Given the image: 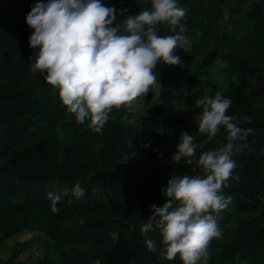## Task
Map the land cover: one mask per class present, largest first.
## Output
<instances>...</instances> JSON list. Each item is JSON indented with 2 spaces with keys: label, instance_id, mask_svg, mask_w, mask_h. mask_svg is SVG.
Wrapping results in <instances>:
<instances>
[{
  "label": "trees",
  "instance_id": "1",
  "mask_svg": "<svg viewBox=\"0 0 264 264\" xmlns=\"http://www.w3.org/2000/svg\"><path fill=\"white\" fill-rule=\"evenodd\" d=\"M38 2L47 0H0V264H183L179 254L166 258L158 229L141 228L152 206L168 201V180L204 177L195 161L226 143L224 128L209 140L194 123V163L172 161L183 126L202 114L195 101L217 91L232 101L233 122L254 131L232 154L239 180L229 179L230 203L212 213L222 235L211 242L208 264H264V0H176L186 9L185 40L174 51L183 67L159 62L157 85L134 104L137 125L114 108L101 133L77 124L59 91L33 70L26 16ZM101 3L117 9L112 26L151 7L150 0ZM158 34L176 33L160 24ZM76 184L85 195L63 197L53 213L49 193L71 194ZM25 231L32 236L9 242Z\"/></svg>",
  "mask_w": 264,
  "mask_h": 264
},
{
  "label": "clouds",
  "instance_id": "2",
  "mask_svg": "<svg viewBox=\"0 0 264 264\" xmlns=\"http://www.w3.org/2000/svg\"><path fill=\"white\" fill-rule=\"evenodd\" d=\"M150 2V9L129 15L116 26L112 25L117 9L105 6L101 0H47L36 3L27 14L26 23L34 30L29 39L35 57L33 70L43 73L46 82L59 91L63 105L77 124L87 122L92 131L101 133L113 109L124 108L126 113L121 119L136 126L134 104L157 85L154 70L158 63L183 67L174 51L185 40L182 33L186 28L181 21L186 9L178 7L176 0ZM160 24L168 25L176 34L159 35ZM231 103L219 91L195 101L202 108V114L195 117L198 132L211 140L224 128L226 143L202 152L195 161L204 177L173 175L162 189L168 201L162 207L153 205V214L141 228L142 233L160 231L168 260L179 254L183 264H208L211 242L222 235L212 213L224 210L230 203L231 198L225 197L223 191L230 178L239 180V176L233 177L236 162L232 154L241 147L237 141H246L254 131L233 122L227 114ZM128 147L134 150L132 141ZM197 147L193 136L182 132L172 161L184 159L192 165ZM129 158L124 155L125 162ZM69 195L79 200L85 189L76 184L71 194L67 190L49 193L53 213H58L57 204ZM146 245L149 251L156 252L153 240H146Z\"/></svg>",
  "mask_w": 264,
  "mask_h": 264
},
{
  "label": "rangeland",
  "instance_id": "3",
  "mask_svg": "<svg viewBox=\"0 0 264 264\" xmlns=\"http://www.w3.org/2000/svg\"><path fill=\"white\" fill-rule=\"evenodd\" d=\"M21 7V6H20ZM135 105H138V102L136 101L135 102ZM194 123H196V121H195V117H191L188 121H187V126H189L188 128H189V130L188 129H185V125L183 126L184 127V131H186V132H191V130H190V127L194 124ZM171 143V147L173 146V144H172V141H170ZM32 234H33V232H31V231H25V232H22V233H20V234H18V235H14V236H12L10 239H9V242L10 243H12V242H14L15 240H24V239H27V238H29V237H31L32 236Z\"/></svg>",
  "mask_w": 264,
  "mask_h": 264
}]
</instances>
